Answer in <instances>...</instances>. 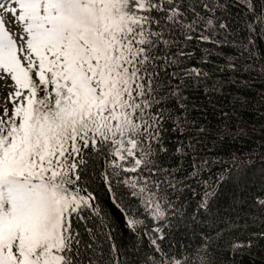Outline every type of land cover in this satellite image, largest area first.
Masks as SVG:
<instances>
[{
	"label": "snow or ice",
	"instance_id": "snow-or-ice-1",
	"mask_svg": "<svg viewBox=\"0 0 264 264\" xmlns=\"http://www.w3.org/2000/svg\"><path fill=\"white\" fill-rule=\"evenodd\" d=\"M242 3L250 31L264 29V6L257 11L256 0ZM10 4L0 2V10L19 21L23 34L14 36L0 16V81L12 88L5 96L11 108L0 111V264H140L120 251L93 185L99 182L133 234L142 221L121 204L122 190L154 219H165L171 204L162 207L158 190L182 185L173 182L179 169L163 167L170 151L163 132L177 121L190 137L176 147L181 154L208 134L192 117L195 105L185 92L203 86L211 96L223 81L200 66L209 50L192 64L189 45L224 43L220 34L231 30L221 18L226 0ZM242 48L220 72L248 70L238 63L250 51ZM209 163L194 160L193 178ZM258 204L264 207V199ZM158 239L150 240L155 252L162 250ZM165 260L190 264L170 255L155 264Z\"/></svg>",
	"mask_w": 264,
	"mask_h": 264
},
{
	"label": "trees",
	"instance_id": "trees-1",
	"mask_svg": "<svg viewBox=\"0 0 264 264\" xmlns=\"http://www.w3.org/2000/svg\"><path fill=\"white\" fill-rule=\"evenodd\" d=\"M226 3L222 15L217 13L231 24L226 38L220 34L224 43L217 47L189 45L195 53L192 64H200L202 49L209 50L208 62L200 66L213 79L223 81L221 90L211 96L203 86L185 92L195 105L192 117L207 127L208 134L197 138L194 150L181 154L176 147L186 145L190 137L177 128V121L170 120L163 132L170 149L163 167L179 169L174 172L173 182L182 185L175 189L165 185L158 190L163 197L162 207L171 204L165 219H154L144 204L122 190L121 204H127L133 216L142 221L137 225L139 231L133 234L99 182L93 185L115 230L120 251L140 264H146L145 257L155 264L168 255L190 264H264V207L258 204L264 199V72L260 71L264 65V29L250 31V13L242 0ZM262 6L264 0H256L257 11ZM243 44H248L250 51L238 63L248 70L220 72L227 59L243 51ZM169 110L177 111L174 105ZM202 159L209 160V166L194 179L193 161ZM204 181L211 185L207 196ZM159 237H163L158 239L162 250L155 252L150 240ZM236 242L243 246L241 251L230 246ZM101 246H105L102 238Z\"/></svg>",
	"mask_w": 264,
	"mask_h": 264
},
{
	"label": "rangeland",
	"instance_id": "rangeland-1",
	"mask_svg": "<svg viewBox=\"0 0 264 264\" xmlns=\"http://www.w3.org/2000/svg\"><path fill=\"white\" fill-rule=\"evenodd\" d=\"M0 2L4 3L7 6H14L10 4V0H0ZM0 16H3L6 22V27L8 30L16 36L17 34H23L22 33V25L19 23V21H13V19L6 13H4L2 10H0ZM6 82L0 81V111H2L4 106L11 108L10 104L6 103L5 96L7 92L11 91V87L5 86Z\"/></svg>",
	"mask_w": 264,
	"mask_h": 264
}]
</instances>
